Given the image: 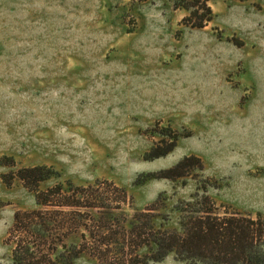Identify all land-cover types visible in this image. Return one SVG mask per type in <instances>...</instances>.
<instances>
[{"label": "rangeland", "instance_id": "374dc122", "mask_svg": "<svg viewBox=\"0 0 264 264\" xmlns=\"http://www.w3.org/2000/svg\"><path fill=\"white\" fill-rule=\"evenodd\" d=\"M209 4L198 29L173 0H0V264L16 212L37 208L23 182L6 183L24 167L124 188L171 229L204 179L222 211L264 214V0ZM163 129L177 147L147 160ZM190 156L198 180L160 178Z\"/></svg>", "mask_w": 264, "mask_h": 264}, {"label": "trees", "instance_id": "16d2710c", "mask_svg": "<svg viewBox=\"0 0 264 264\" xmlns=\"http://www.w3.org/2000/svg\"><path fill=\"white\" fill-rule=\"evenodd\" d=\"M209 3L173 0L176 10L187 12L183 23L198 29L214 20ZM158 134L160 142L147 160L166 157L177 147V132L163 129ZM167 136L171 141L164 139ZM11 162L6 165L16 167ZM203 170V161L190 156L163 171L160 178L198 180L196 172ZM5 178L7 184L15 179L23 182L35 194L37 205L15 214L6 239L11 264H76L82 256L90 264H152L171 254L187 264H264V214L222 211L207 194L211 179L200 181L204 195L179 202L180 228L171 229L166 218L158 221L157 205L135 209L128 191L109 183L104 188L77 185L47 165L20 168Z\"/></svg>", "mask_w": 264, "mask_h": 264}]
</instances>
